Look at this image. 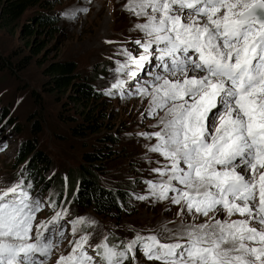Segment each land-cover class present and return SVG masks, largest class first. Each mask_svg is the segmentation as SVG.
<instances>
[{
    "label": "snow or ice",
    "instance_id": "6c2138e0",
    "mask_svg": "<svg viewBox=\"0 0 264 264\" xmlns=\"http://www.w3.org/2000/svg\"><path fill=\"white\" fill-rule=\"evenodd\" d=\"M122 10L136 52H115L123 59L103 94L146 105L140 122L155 130L135 135L155 141L147 151L163 164L142 181L147 194L130 198L176 218L90 245L96 221L52 190L42 199L25 169L0 188V264H264V0H125ZM45 208L52 216L38 221ZM65 239L70 251L53 260Z\"/></svg>",
    "mask_w": 264,
    "mask_h": 264
},
{
    "label": "rangeland",
    "instance_id": "374dc122",
    "mask_svg": "<svg viewBox=\"0 0 264 264\" xmlns=\"http://www.w3.org/2000/svg\"><path fill=\"white\" fill-rule=\"evenodd\" d=\"M46 1L49 6L43 12L58 20L55 34L38 29L37 22L31 21L38 13L43 14L38 8L29 9L17 24L0 18V113L6 112L7 116L0 114V188L14 182L25 171L27 161L19 164L17 155L22 142L30 140L37 143V150L43 151L51 163L44 179L51 176L52 180L54 175L63 178L74 175L85 164L84 153L94 149L110 150L114 155L100 173L104 186L110 189L125 186L130 194L146 195L147 187L142 181L155 179L156 175L150 169L162 166L163 160L147 151V146L155 143L154 140L140 139L135 134L154 131L151 128L154 121L146 119L141 124L140 113L146 105L142 106L138 100L109 99L103 94V90L115 81L112 71L116 67L115 60L123 59L116 57L115 52L126 45L136 52L131 41L139 34L133 29V20L122 10L125 0H118L115 6L111 0H92V3L87 0ZM79 6L90 10L75 20L58 18L57 14ZM103 21L108 22V39L102 30ZM28 23L36 29L32 36L24 31ZM94 38L98 44L101 39L113 41L111 51L105 54V50H99L97 46L92 48ZM54 63L74 65L77 80L91 85L98 96L80 104L69 100L72 89L55 90L53 78L48 73ZM89 119L95 121L98 132L86 130L82 136H75V124L87 126ZM105 135L116 137V143L104 145L100 139ZM36 189L43 190L42 199L48 197L45 188ZM63 195L65 190L61 197ZM70 207L74 215L96 221L95 226L86 229L90 233V245L100 243L105 236L116 243L121 238L131 239L137 232L149 235L176 218L174 207L165 215L164 204L153 205L134 199L128 200L120 209L126 213L120 220L114 219L112 214L99 215L91 207L75 203ZM51 216L52 212L45 208L37 220H47ZM69 251L68 239H65L54 251L53 260ZM89 252L95 255L91 249ZM140 259L143 261L142 255Z\"/></svg>",
    "mask_w": 264,
    "mask_h": 264
},
{
    "label": "trees",
    "instance_id": "16d2710c",
    "mask_svg": "<svg viewBox=\"0 0 264 264\" xmlns=\"http://www.w3.org/2000/svg\"><path fill=\"white\" fill-rule=\"evenodd\" d=\"M49 6L46 0H0V18H5L6 21L12 24H17L29 9L38 8L43 12ZM32 22H37L36 27L43 30H48L51 34L58 24V20L54 15L45 12L38 13ZM24 31L28 36L35 34V27L32 23L25 25ZM41 31V30H40ZM38 33V32H37ZM76 68L71 63H54L48 68V73L53 78L54 89L64 92L71 90L68 98L72 102L82 103L90 101L98 96L97 92L91 85L81 83L75 77ZM2 117H7L5 113H0ZM86 119H88L86 117ZM87 126L75 124L73 134L77 137L87 133L90 130L97 133V125L94 120H88ZM39 131L36 133L38 135ZM35 135V136H36ZM103 144L116 143V137L105 135L100 139ZM114 155L110 150H95L86 152L83 155L85 164L80 166L78 174L69 175L66 178L54 175L52 180L44 179L45 173L51 168V163L43 151L37 150L35 141L27 140L22 142L20 151L17 155V162L22 163L27 161L25 175L30 174L35 177L36 188H45L46 191L52 190L56 194H60L65 190V195L68 201L78 204L82 207H91L97 214L102 216L115 215L114 219L120 220L125 215V210L120 211L125 207L127 201L130 200V190L125 186L110 189L104 186L100 173H103L105 163L108 162ZM55 198V197H53ZM113 240L108 239V242ZM114 242V241H113ZM112 242V243H113Z\"/></svg>",
    "mask_w": 264,
    "mask_h": 264
},
{
    "label": "bare ground",
    "instance_id": "6f19581e",
    "mask_svg": "<svg viewBox=\"0 0 264 264\" xmlns=\"http://www.w3.org/2000/svg\"><path fill=\"white\" fill-rule=\"evenodd\" d=\"M88 2H90V3H92V0H87ZM112 1V3H113V5L115 4V5H117L118 3H119V1L118 0H111ZM98 2V5L101 7V4H100V1H97ZM114 5V6H115ZM112 6V5H111ZM107 21H103L102 22V30H104L105 31V34H107L105 37L108 39L109 38V34H108V31H107ZM108 28H110V26L108 27ZM99 29V28H98ZM108 36V37H107ZM101 43L100 44H98V40H97V42L95 41V38H94V43L91 45V47L93 48L94 46H97L98 47V49L99 50H105V54H108L111 50H110V46H111V44L112 43H105V42H103V40L101 39ZM97 43V45H96V43ZM100 42V41H99ZM125 44V43H124ZM127 47L126 48H128V49H130V50H132L131 48H130V46L129 45H126ZM129 46V47H128ZM96 47V48H97ZM134 54H135V52H134ZM121 58H123V57H121Z\"/></svg>",
    "mask_w": 264,
    "mask_h": 264
}]
</instances>
